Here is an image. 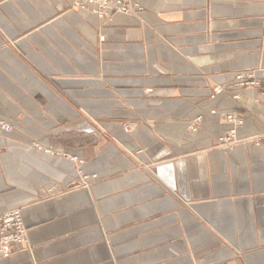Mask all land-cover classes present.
I'll use <instances>...</instances> for the list:
<instances>
[{
    "label": "crops",
    "instance_id": "obj_1",
    "mask_svg": "<svg viewBox=\"0 0 264 264\" xmlns=\"http://www.w3.org/2000/svg\"><path fill=\"white\" fill-rule=\"evenodd\" d=\"M132 1L104 22L0 0V213L27 227L0 264H264V97L233 86L264 66V0ZM127 117L136 138L99 139ZM32 142L83 159L93 187L67 189L74 162Z\"/></svg>",
    "mask_w": 264,
    "mask_h": 264
},
{
    "label": "built area",
    "instance_id": "obj_2",
    "mask_svg": "<svg viewBox=\"0 0 264 264\" xmlns=\"http://www.w3.org/2000/svg\"><path fill=\"white\" fill-rule=\"evenodd\" d=\"M131 2L132 0H72L71 5L79 11L86 12L87 15L103 19L114 12L127 13L129 10L134 9L135 7L130 6ZM135 9L139 10V7L137 6ZM257 72L260 73V77L256 76ZM233 86L240 89L257 88L264 97V67L259 65L237 73ZM219 90L217 89V91ZM235 97L238 98V96ZM224 118L233 126L226 134L219 136V143L234 140L236 127L243 123L240 117H236L232 113L226 114ZM0 129L9 132L12 130V125L0 119ZM263 134L264 130L261 133H256L252 138L260 139ZM24 227L21 209L15 208L0 213V258L7 257L12 247L25 242L26 230Z\"/></svg>",
    "mask_w": 264,
    "mask_h": 264
},
{
    "label": "rangeland",
    "instance_id": "obj_3",
    "mask_svg": "<svg viewBox=\"0 0 264 264\" xmlns=\"http://www.w3.org/2000/svg\"><path fill=\"white\" fill-rule=\"evenodd\" d=\"M130 6L132 8H134V7L136 8L138 6L139 10L134 8V9H131L127 13H124V14H131V13L138 12V11L141 10V7L139 6V4L137 2H133L132 1ZM73 9H75V8H73ZM75 10H77V9H75ZM114 13H117V12H114ZM108 17H105L103 19H99L98 18V20L105 22ZM201 118H202L201 116H197L192 122H190V124L187 126L188 130L192 131V132L196 131L197 128H198V123L201 121ZM0 119H2L4 121L8 122L9 124H11L12 125V130H13V124L11 122H9L6 117L0 116ZM196 119H199V120H196ZM139 122H140V118L139 117H127V118H124V119L123 118H119V119L104 120L103 124H105V123H113L115 129H117V130H115L113 132H109L107 129H105L107 127L104 128V126H103L101 128V130H100L101 132L99 134V139L100 140H106L111 134H113L115 132H117L118 136L119 135L123 136V138H121V139L129 138V137H135L136 130H137ZM31 145H32V147L34 149H37V150L42 151L44 153H49L51 155H56V156L59 155V156L68 158V159H70L71 161L74 162V169H75V172H76V177L71 179V181H69V183L66 186L67 189L83 188V189H86V190H90L93 187L94 183L97 180V174L96 173H90V172L86 171L83 159H80L79 157H77L75 155H71V154H69V153H67L65 151H57V150L53 149L51 146H43L39 142H32ZM144 147L145 146L137 143L136 146H134L135 152L137 153V151L140 148L143 149ZM15 208L21 209L20 207H15ZM15 208H12V209H15ZM8 210H10V209H8ZM8 210H5V211H8ZM5 211H3V212H5ZM22 221H23V217H22ZM23 224H24V221H23ZM24 226H25V224H24ZM24 228L26 230L25 242H21L20 244L12 247V250H11V252L9 253V255L7 257H9L13 252L22 250L23 247L26 246V244H27V227L25 226ZM7 257L0 258V259H5Z\"/></svg>",
    "mask_w": 264,
    "mask_h": 264
}]
</instances>
